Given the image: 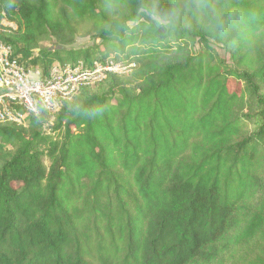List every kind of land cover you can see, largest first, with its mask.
I'll return each mask as SVG.
<instances>
[{
	"label": "trees",
	"instance_id": "trees-1",
	"mask_svg": "<svg viewBox=\"0 0 264 264\" xmlns=\"http://www.w3.org/2000/svg\"><path fill=\"white\" fill-rule=\"evenodd\" d=\"M184 8L198 25L151 15ZM2 18L43 78L137 68L63 102L50 130L44 110L0 125V264H264V0H0ZM84 23L95 42L73 48Z\"/></svg>",
	"mask_w": 264,
	"mask_h": 264
},
{
	"label": "built area",
	"instance_id": "built-area-1",
	"mask_svg": "<svg viewBox=\"0 0 264 264\" xmlns=\"http://www.w3.org/2000/svg\"><path fill=\"white\" fill-rule=\"evenodd\" d=\"M18 26L6 18L0 19L1 33H11ZM38 50L36 51V53ZM137 68L132 60H95L90 65L55 63L49 75L27 69L15 58L11 45L0 38V125L15 124L27 128L28 116L44 110L50 115L46 130L55 123V115L63 102L72 101L85 88H95L109 75L130 76Z\"/></svg>",
	"mask_w": 264,
	"mask_h": 264
},
{
	"label": "rangeland",
	"instance_id": "rangeland-1",
	"mask_svg": "<svg viewBox=\"0 0 264 264\" xmlns=\"http://www.w3.org/2000/svg\"><path fill=\"white\" fill-rule=\"evenodd\" d=\"M189 11H190L189 9L184 8L182 11H177L176 13L169 14L165 20L159 18L158 16H155L153 18L164 23L169 18L175 17L180 21L183 20V22L190 27H192L193 24L198 25V23L193 22L194 17L192 16L191 13H189ZM91 27H92L91 23H84V24H81L79 26L76 41L72 46L73 48L88 47V46H91L95 42V40L91 37V35H89V31L91 30ZM97 42H99V41H97ZM54 44H55V39L52 36H48L41 42L40 47L41 48H48V47H52ZM199 47H200V44L196 43L194 48H195V50H199ZM215 48H216V51L218 54L217 58L219 60H226L227 62H229V55H228L227 51L224 49V47L215 46ZM126 79L132 80L130 78H126ZM131 86L136 87L137 85L135 83H132ZM108 87H109V84H105L104 86H102V90H106ZM44 163H45L47 168L50 167V161L47 158H45ZM14 186L16 188L19 187V183H15Z\"/></svg>",
	"mask_w": 264,
	"mask_h": 264
},
{
	"label": "clouds",
	"instance_id": "clouds-1",
	"mask_svg": "<svg viewBox=\"0 0 264 264\" xmlns=\"http://www.w3.org/2000/svg\"><path fill=\"white\" fill-rule=\"evenodd\" d=\"M151 15H152L153 17H155V15H156L155 10H153V12L151 13ZM103 111H104L103 108H99V109H97V114H102Z\"/></svg>",
	"mask_w": 264,
	"mask_h": 264
}]
</instances>
